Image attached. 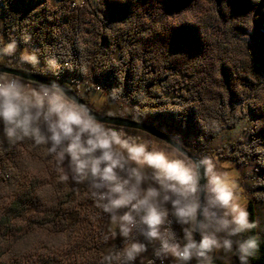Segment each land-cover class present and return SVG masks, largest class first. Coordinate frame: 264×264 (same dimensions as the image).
Returning a JSON list of instances; mask_svg holds the SVG:
<instances>
[{
    "label": "trees",
    "instance_id": "obj_1",
    "mask_svg": "<svg viewBox=\"0 0 264 264\" xmlns=\"http://www.w3.org/2000/svg\"><path fill=\"white\" fill-rule=\"evenodd\" d=\"M56 1L51 9L39 0H0L6 24L29 34L39 53L51 54L56 74H45L39 53L36 68L17 63L23 45L0 66L76 92L72 83L84 84L82 98L93 110L90 92L102 86L119 106L116 116L176 135L193 149L244 106L254 121L256 164L264 162V0ZM259 167L264 178V163ZM246 206L260 242L249 264H264V232L252 200ZM94 210L86 191L59 179L43 146L25 141L4 148L0 137V264H98L109 243L101 241L102 230L83 248L58 251L71 221ZM214 264L224 263L214 254Z\"/></svg>",
    "mask_w": 264,
    "mask_h": 264
},
{
    "label": "clouds",
    "instance_id": "obj_2",
    "mask_svg": "<svg viewBox=\"0 0 264 264\" xmlns=\"http://www.w3.org/2000/svg\"><path fill=\"white\" fill-rule=\"evenodd\" d=\"M30 40L21 33V43ZM17 49L16 38L0 35V59ZM16 59L39 65L35 49ZM44 67L56 74L55 60ZM0 136L9 145L43 146L61 181L85 187L107 217L101 241L120 238L98 264H214V254L249 264L259 250L237 182L211 156H189L175 135L161 140L109 126L55 80L28 83L0 71ZM149 248L150 258L143 255Z\"/></svg>",
    "mask_w": 264,
    "mask_h": 264
},
{
    "label": "rangeland",
    "instance_id": "obj_3",
    "mask_svg": "<svg viewBox=\"0 0 264 264\" xmlns=\"http://www.w3.org/2000/svg\"><path fill=\"white\" fill-rule=\"evenodd\" d=\"M97 1L98 0H91L92 4H96ZM45 3H47L51 9H54L57 5L56 0H39L40 6ZM1 9L2 8L0 6V26H2V29H0V35H2L5 40H8L9 38H16L18 45H23L22 49H35L38 54L39 52L37 49L30 43L25 45L20 42L21 33L26 32H17L14 28L9 26V24H6L1 13ZM55 23L56 28H59L60 25H62L63 18L61 14L56 16ZM39 54L40 57L43 56V61L46 59L54 60V57L49 53L48 55ZM3 62L4 60L0 59V63ZM43 68L45 74H53L52 71H49L45 67ZM72 86L73 88L78 87V95L81 97L86 96V87L84 84L73 82ZM90 99L94 109L100 111L102 114L108 115V113H111V115L108 116H116L119 114L118 104L109 100L108 92L102 86L100 87V90L90 92ZM127 113L129 114L128 110H125L122 114L127 115ZM253 126L254 121L251 118L249 111L246 107L238 105L227 124H224L223 126L221 125L217 134H215L208 142L201 141L199 147L193 149L189 144L182 140L181 141L183 142L185 148L189 151L193 150L195 153H202L211 156L221 171L227 172L231 178L235 179L241 197L245 198L246 205L249 199L252 200L255 205L257 228L259 234H261L264 232V178L260 177L259 166L264 162L263 159H261L259 165L256 164L258 158L256 153L257 151L259 152V150L252 147L251 144L252 141L250 138V131ZM125 130L132 134L147 135L143 132L135 130ZM0 137L2 138V136ZM9 146L10 145L4 141V148H8ZM78 186L80 189L86 191L83 185ZM107 227L108 224L106 216L99 214L98 210L88 212L85 216L83 215L78 222L71 221L68 229L59 235L60 239L58 241V246L60 247H58V251H61L62 248L68 251H71L72 249L78 250V247L83 248L84 245H87V243H90L95 239L94 237L96 236L98 230L106 231ZM119 243L120 238L118 236L114 239H110L108 245L103 248L102 253L110 245H119ZM33 245V242L28 244V252L32 251L33 253ZM143 255L150 258L151 249L149 248ZM215 255L224 264H229V261L225 259L222 254ZM137 264H139V262H137ZM231 264H235L233 257L231 258Z\"/></svg>",
    "mask_w": 264,
    "mask_h": 264
},
{
    "label": "water",
    "instance_id": "obj_4",
    "mask_svg": "<svg viewBox=\"0 0 264 264\" xmlns=\"http://www.w3.org/2000/svg\"><path fill=\"white\" fill-rule=\"evenodd\" d=\"M0 71L15 74L21 77L24 81H27L30 83H33L35 81L48 83L52 80H55V79L41 76L39 74H34L30 72H21L15 68L5 67V66H0ZM55 81L59 83L61 86H63L69 95L75 96L80 103L88 106V108L92 111L94 115L98 117V119L103 120L109 126L124 127L125 129L135 130V131L143 132L145 134H151V136L157 137L161 140H167L169 138V135L159 131L156 127L152 125L140 123V122L127 119V118H122L119 116H108V115L100 114L96 112L95 110H93L91 107H89V105L85 102V100L80 95H78L76 91L64 86L62 83L58 82L57 80ZM185 151L187 152L189 156H192L193 153H191L187 148H185Z\"/></svg>",
    "mask_w": 264,
    "mask_h": 264
},
{
    "label": "built area",
    "instance_id": "obj_5",
    "mask_svg": "<svg viewBox=\"0 0 264 264\" xmlns=\"http://www.w3.org/2000/svg\"><path fill=\"white\" fill-rule=\"evenodd\" d=\"M75 82H76V81H75ZM77 88H78V87H77ZM96 90H100V86H97V87H96Z\"/></svg>",
    "mask_w": 264,
    "mask_h": 264
}]
</instances>
